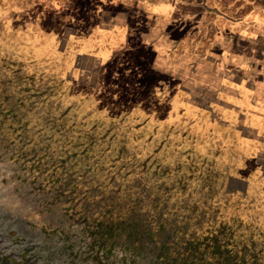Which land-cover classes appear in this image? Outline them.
<instances>
[{"label": "flooded vegetation", "instance_id": "1", "mask_svg": "<svg viewBox=\"0 0 264 264\" xmlns=\"http://www.w3.org/2000/svg\"><path fill=\"white\" fill-rule=\"evenodd\" d=\"M54 15L48 13L53 19ZM87 20L91 27L87 35L97 41L99 36L95 38L94 33L99 30L96 33L101 35L104 24L92 17ZM156 21L152 23L156 25ZM23 30L10 41L0 35L6 44L2 47H10L0 52V192H5L4 200L0 195V264H143L142 241L152 230L147 229L150 224L145 214L149 210H144V203L159 207L155 214H174L160 228L165 235L173 233L175 237V232L190 224L195 231L190 222L194 216L199 218L197 227L206 226L201 233H207V229L219 228L215 226L216 214H248L237 211L235 205L230 212H220L218 204L221 197L234 199L239 206L241 201H252L248 193L255 172L264 182V159L260 160L264 149L254 151L249 145L258 134L247 125L250 118L243 111L246 106L237 110L236 121L230 120L238 102L232 93L221 94L223 99L218 103L214 98L211 101L204 82L195 84L197 91L189 90V84L178 85L180 92L193 97L183 99L186 110L206 126L204 115L211 116L214 106L221 109L219 118L227 122L226 128L232 133L216 141L223 145L216 153L234 160L215 164L214 169L202 163H177L178 154L172 145L153 152L151 144L140 141L141 133L149 131L144 129L147 123L137 134H131L132 129L119 130L105 113L104 105L109 103L104 100L106 103L100 104L103 91L98 83L99 70L93 73L87 72L88 68L80 71L77 64L71 67L67 54L68 46L73 47L71 40L50 38L48 31L39 34ZM144 38L140 34L137 42L145 49ZM93 53V65L99 62L100 67L104 64L109 68L121 51ZM145 53H137L133 64L121 59L117 73L130 70L139 75L146 65ZM153 66L160 74L161 70ZM196 73L205 79L200 76L204 72ZM107 95L105 99L111 93ZM202 130L200 135V131L196 135L193 132L192 138L204 141L207 131ZM236 139L245 141L244 146ZM105 155L124 163L107 166L102 162ZM250 158L257 161L253 168L248 164ZM136 159L139 162H132ZM118 166L121 177L111 176ZM117 181L124 183L119 193L115 192L118 187L114 188L119 186ZM109 182L113 186L105 188ZM220 190L221 197L217 195ZM181 214L187 218L179 217ZM133 233L140 235L138 246L130 242Z\"/></svg>", "mask_w": 264, "mask_h": 264}, {"label": "rangeland", "instance_id": "2", "mask_svg": "<svg viewBox=\"0 0 264 264\" xmlns=\"http://www.w3.org/2000/svg\"><path fill=\"white\" fill-rule=\"evenodd\" d=\"M151 1L154 2L157 1L161 3L167 2L168 5L170 3V0H151ZM41 2L42 0L41 1L40 0H0L1 37L4 36L8 41L13 40V38L11 39V37H13L16 33H18V30L24 31L23 29L25 28H28L29 31H34L35 33L39 32V34H44L45 32H47L48 29L50 28V26H48L49 22L41 21L37 15L39 14V12H41L40 11L41 7L39 6ZM135 2L137 1L131 0L132 5L135 4ZM148 2H150V0H148ZM200 2L201 0H193V4H192L193 6L187 5L184 7L185 9H187L186 13L188 14V17L187 16H185L186 18L182 17V21L186 24L187 27H184L185 30L181 33L178 32V28L181 27V23H178L179 21L178 22L176 21L177 24L176 22L173 23L174 17L176 15L174 9L172 10L169 9V6L166 7L164 6L166 10L163 13L166 14L165 15V18H167L165 19L166 23L159 24V21L158 22L156 21L157 22L156 26L163 25L162 28L167 30V32L169 33V38H168L169 40H165V41L163 40L161 45L157 47V50H154V48L151 47L152 44L147 38L146 39L144 38V42H143V44L146 46L145 49L137 42L138 39L134 40L135 44H138V46L140 45L139 51L145 50L146 52L145 53L146 61L144 60L145 62L143 63V64L146 63V65L143 67L139 75L136 74L137 71H130V70L129 71L126 70L125 72L121 71L117 73L118 70L116 66L121 61V59H129L131 64H133L132 62L135 61L131 57L129 58L126 51L123 52L121 51L120 54L115 56L114 61L117 62L113 63V65H110L109 68H107V66L104 64L100 67L99 62L97 63V65H93V61H91L90 58H84V56H81L80 54L77 55L76 52L73 51V48L72 47L70 48L68 44H67L68 46L67 54H68V59L70 57L69 63L71 67L77 64L76 66L78 67L83 66L85 68H88L87 72L94 73L99 70L98 83L100 84L101 90L103 91L102 93L99 94V100L101 101L100 104L103 105L104 103H106V101L109 103V105L108 104L104 105L106 106L105 113L108 116H111L112 118L111 120L114 121L116 126L118 125L119 130L121 132L131 129H132L131 134L140 132L143 124L147 123V127H145L144 129L147 128L149 129V131L141 133L143 136L140 139V141L151 144L150 149L152 148V150H154L153 152L157 151L155 150L157 149V147H161L163 148V151H165L164 148H167L169 145H172L174 152L178 154L176 161L177 163L178 162L183 163L185 161L188 163H202L205 165H209L211 167L210 169H214L213 167H215V164L216 165H218V163L222 164L224 161L227 163L233 162L234 160L232 156H226V155H223L220 158L219 155L222 154L216 153L218 148H220V146H223V145L218 146L216 141L219 139L226 138L228 134L232 133L230 131L231 128L230 129L226 128L225 124L221 122L219 118L221 109L219 107L214 106L211 109L213 110V114H210L211 116H207L208 113L204 115V117H207L208 119L207 126L205 125V122L201 118L198 119V116L196 114L187 111L186 110L187 105H185V100L183 99L186 100L190 98L193 99V97H190L191 96L190 93L184 94L180 92L178 85L181 84L187 86L189 84L190 85V88H188L189 90L197 91L196 88L194 87L195 84H198L200 81L204 82L206 84L205 86L206 89L209 92H211L210 97H211V101H213L215 93L217 92L219 94V90H216V86L218 85V83L226 84L227 81L225 77L227 76L229 80H236V82L238 81V83L241 82L242 85L245 84L248 87H251L245 89V93H244L246 108L248 110H252V109L256 110L255 108L251 107L253 106L251 104V99H252L251 84H253V82L262 80L263 77L260 74H258V72L255 70V65L253 66L251 64V62L249 61L251 58H249V56H253V54L255 56L257 53L260 52L261 56L264 57V35L251 29L250 24L257 17V15L254 14L257 9L256 8L257 6L255 5L264 2V0H246L247 6L245 5L244 7L242 6L239 7L238 3L236 2L237 4V8L235 9L236 11H232V13L233 12L234 14L236 13L235 15H233V19L235 18L237 22L232 25L227 21H226V25H220V22H218L219 26L217 25V29L222 30L221 34L224 36V38H229V37L232 38V35L237 37L239 34H241V36L243 37L240 38L241 42L236 43L235 51L238 50L239 53L242 52V54L245 55H240L239 53L234 55V56L237 55L239 57L238 62L240 61L241 64L238 66L235 65L236 71L232 70V72L225 70L226 69L225 67L231 70V67H234V64L226 63L225 64L226 66L223 68L222 63L224 60H221L219 58V60L213 62L212 60L213 58L212 59L209 58V56H214V54H216L217 52L215 51L216 47L218 46L220 47V45L216 43L217 41L210 40L207 43L200 42L201 30L198 32L197 29L198 25L195 24L196 21L194 20L197 19L196 17H198V15H201L203 13L202 8L197 5V3ZM211 2H213L214 4L215 0H211ZM221 9L225 13L228 12L227 14L229 15L231 14V11L229 12L227 8L226 9L221 8ZM130 10L133 13H139L136 12V9L134 7H131ZM183 13L185 15V10ZM46 14L48 15V13ZM214 16L216 17V15ZM251 16H253L252 17L253 19L251 18ZM144 18L147 19L149 17L144 15ZM258 20L259 22L264 23V17H261ZM202 21L203 18L200 19L201 24L204 23ZM241 22H245V24L239 25ZM151 24L153 25L152 22ZM236 24H238V26ZM64 26H66V24L62 25L60 29L62 30ZM75 27H77V25ZM139 35L140 34H138L136 37H139ZM185 37L190 38L189 40L190 44L186 48H184V45L182 44V42L185 40ZM66 38L67 36H65V39ZM3 45L5 46L6 44L0 41V52H5V48L7 49V47L5 48L2 47ZM227 47H229V45ZM9 48L7 50H9ZM197 51H202V55L201 54L198 55ZM224 51L226 52V54H228L226 56L232 58V55L227 48H225ZM195 56H199L198 58H202L203 59L202 63L197 62L198 60ZM207 58H209L210 63L208 62L206 64ZM229 58L228 59L226 58L225 60L227 62L228 61L232 62L234 60ZM219 61H220V65L218 64ZM197 63L199 64L196 65ZM153 64H155L157 68L161 70L159 71L160 74L157 75V73L154 72ZM216 65H217L216 71L218 69H219L218 72L220 71L219 73H221V71H225V72L227 71L226 72L227 75H225V73L223 74L218 73L217 76L219 75L222 76L221 77H217L216 75L214 76L215 69L213 66ZM258 66L260 68L262 67L261 65ZM134 70H136V68ZM197 70L204 72V74L202 73L200 76L204 77L205 79H201V78L199 79L197 77L198 76V73H196ZM243 76L247 77L248 79L243 78ZM251 79L252 81H250ZM173 83H176V85L174 86ZM229 84L230 86L240 87L239 85L230 82ZM173 87H175L178 90L177 93L174 92ZM186 88L187 87H184V89ZM109 92L111 93V96H109L108 99H105L108 96L107 93ZM217 96L218 98L219 96L222 97L221 94ZM104 100L106 101L104 102ZM223 111L227 113L228 110L223 109ZM134 114L137 115L135 116ZM230 114L232 115V112H230ZM236 115L237 114L234 112L233 117H231L230 120L233 122L236 121V117H235ZM108 116L105 118H108ZM192 119L193 121H191ZM201 123H202V127L200 126ZM203 127H204V132L207 131L206 139L203 141L199 138H198L199 140H197V137L192 138L191 134L194 132L193 135L194 134L196 135L197 131H200L199 133L200 135L203 132L202 130ZM232 137H230V140ZM131 140L133 143L137 141V139L134 140L131 139ZM225 141L227 142L228 139ZM237 141L241 142L242 140L236 139V142ZM228 143L229 141L225 144ZM250 143H253L252 148H255L257 143L252 141H250ZM97 152L100 151L98 150ZM77 154H79V152ZM116 155L117 153H115L114 155L112 154L111 157L114 158L116 157ZM262 157H260V160L264 159ZM108 158H110L109 155L107 156L105 155L102 158L103 159L102 162L103 163L106 162L107 166L114 165L115 163H117V161H118L117 164L124 163V161L119 162L118 158H116L115 160H109ZM132 162H139V161L138 159H136V160H132ZM255 163H257V161L254 160V158L248 160V164L249 165L251 164V168H253ZM118 168L119 170L117 168H114L116 170L112 171V173L114 174H112L111 176H118L119 178L121 177L120 176V174L122 173V171H120L121 167L118 166ZM210 169L208 170V173L212 174V170ZM101 173L103 172L99 170L97 174L101 175ZM253 174H255L253 179L254 184L251 185V188L249 189V193H248V197L249 198L251 197L253 199L252 201L250 202L241 201V206H239V203L236 202L234 199L228 198L227 200H225L223 197H221V195H223L221 190L217 194L219 195V197H221L218 202L219 206L221 207V209H219L220 212L221 211L230 212L232 211L231 209H233L232 207L235 205L237 211H246V213L248 214H216L217 219L215 221L216 222L215 226H218L220 228L219 231L220 233L221 231L223 232V230L226 229L225 226L231 225L232 229L235 230V234H236L234 241L239 243L238 245L241 246L242 248L246 247L252 250L256 249L258 254L261 255L264 252V182L262 181V178L260 179L259 174H257L256 172ZM117 183H119V186L118 185L114 186V188L118 187L115 188V192L119 193L120 190L124 188L123 187L124 183L122 184L121 182L118 181ZM110 184L111 183L109 182L107 185L105 184L104 187L107 188ZM110 186H113V184ZM0 195H2V200H4L5 192H0ZM77 200H79V198H77ZM144 206H145L144 210L146 211L148 209L150 213V214L149 213L145 214L146 220L150 224V227L147 226V229L151 228L153 232H155V234L151 236V241H149V245L151 246L156 245L155 247L157 246L161 247L163 243L161 241V238L165 234L163 233V229H161L160 226L165 225V223H167V220L165 219L170 218L172 215L174 216V214H155L159 207L157 206L149 207L148 203H144ZM181 215L179 217L183 219L187 218L185 214H181ZM158 216H160V218ZM198 221L199 218L196 216H194L190 220L193 228L196 227L194 229L195 231H192L190 224L189 228L187 229L182 228V230H179V232H175L177 237H174L175 235H173L172 233V236L168 238V240H171L170 243L174 244L175 241L177 240L181 241L182 239L187 240L188 235L191 234L192 232L201 234L202 229L205 225H203L202 228L197 227ZM207 232L211 234L212 231L210 232L207 229ZM159 233H161V235H159ZM204 233L206 234V232ZM146 239L147 237L143 239L142 243H144ZM134 245L135 246L139 245L138 239L134 241ZM158 247L156 248V250L159 249ZM147 250L148 247L144 249V252H146ZM140 259L143 260V257H140ZM143 262L144 263L146 262L145 258Z\"/></svg>", "mask_w": 264, "mask_h": 264}, {"label": "water", "instance_id": "3", "mask_svg": "<svg viewBox=\"0 0 264 264\" xmlns=\"http://www.w3.org/2000/svg\"><path fill=\"white\" fill-rule=\"evenodd\" d=\"M41 1V0H40ZM114 1V2H113ZM91 4L93 5L92 7L88 8V9H82L83 5L80 7V9H73L74 10V14L73 16L76 17L78 14V21H75V24L77 25V29H79V36L78 37H74L72 39H69L72 34H70L69 31L70 28L68 27H63V29L61 30L60 26H58L56 23V19H53V17L48 16L46 13H49L48 7H47V0H42L41 4L39 5L41 8V12H39L38 17L40 20L42 21H48L52 20L51 24H48V26H50V28L48 29L49 32V37H55V38H62L64 39L65 36H67L68 40H71V42L73 43V51L76 52L77 55H79L80 51L85 50H91V51H98L103 53L104 55H107L108 53H115L116 51H126L127 55L129 57H131L133 60H135L137 53H139V46L138 44H135L134 40H137V35L138 34H146L149 33L150 30L152 29V24L150 22V20L148 19H141L139 20L137 18V13H133L131 12L130 8L133 7L131 0H123L122 4H123V8H124V12L127 14V18L125 20V24L122 23V25H114L113 27L110 28H102L101 31V35L100 37L97 39V41H95V39H93L91 36H88L87 33H89V29L91 28L87 17H91V15H93L95 13V11H97L98 8L100 7H105V8H111L112 6H110L109 4H114L118 1L115 0H91ZM239 7H244L246 4V0H215V3L213 4V2H211V0H204V3L200 4L197 3V5L199 7L202 8L203 13L201 15H198V17H196L197 19H194L196 22L195 24L198 25L197 29L198 32L201 30V35H200V39L202 43H207L210 40H213L217 33H222L221 29H217V25L218 21L216 20L217 17H215L214 15L220 16V18H222L220 21V25H226V21L228 23L235 24L237 21L234 18L233 19V15L234 12L232 13V11H236L235 9L237 8V4ZM89 3L86 2V4ZM189 3V4H188ZM211 5V9L208 8L209 4ZM162 4L168 5L167 2H164ZM193 4V0H170L169 3V9H174V12L176 13L175 17H174V22H178L181 23V27L178 28V32H183L185 29L184 27H187L186 24L182 21V17L187 16L188 14L187 9H185L184 7L187 5H192ZM196 4V3H194ZM88 6V5H86ZM213 6V7H212ZM219 6V7H218ZM227 8V10L230 12L231 14H227L225 13L221 8ZM249 7V6H248ZM120 8V7H119ZM92 9V10H91ZM207 9V10H206ZM82 10L84 11L83 16H82ZM184 10H185V15H184ZM118 12L122 11L121 8L117 10ZM226 11V10H225ZM76 12V13H75ZM90 12V13H89ZM205 12V14H204ZM210 12V13H209ZM42 13V14H41ZM51 13V12H50ZM189 13V12H188ZM179 14V15H178ZM209 14V15H208ZM214 14V15H212ZM87 15V17H86ZM192 15V14H191ZM94 16V15H93ZM204 16V23H200V19ZM208 16V17H207ZM186 18V17H185ZM240 20V19H237ZM176 22V24H177ZM221 28V27H220ZM188 32V31H186ZM190 38L185 37V40L182 42V44L184 45V48L188 47L190 42H189ZM176 41V40H175ZM225 61V60H224ZM225 70L230 71L227 67ZM227 72V71H226ZM225 71H223V73H225V75H227ZM245 76V75H244ZM243 78H246L244 77ZM226 84H221L220 86L222 87H235V86H230V83L233 84H237L240 87H235V90L237 92H235L234 98L238 99L237 102V108L234 110L235 113L237 112L238 109L240 108H244V106H246V102H245V97H244V93H245V89L251 88L248 87L247 85L243 84L241 82L238 83V81L236 82V80H229V78L226 76L225 77ZM227 91H223L219 89V95L223 94ZM246 110V111H245ZM243 111L247 112V115H249V118L251 120V122L253 123V126H259V128H261L260 133L258 134V136L256 138H253L254 141L257 142L255 148H253L255 151L258 149H264V140L261 139L262 136H264V115L262 116L259 112H257L256 110H247V109H243ZM251 116V117H250ZM260 117V118H259ZM263 138V137H262ZM242 140V139H241ZM252 141V142H254ZM240 146L242 145V147L245 144V141H241ZM249 145L252 147L253 143H249Z\"/></svg>", "mask_w": 264, "mask_h": 264}, {"label": "crops", "instance_id": "4", "mask_svg": "<svg viewBox=\"0 0 264 264\" xmlns=\"http://www.w3.org/2000/svg\"><path fill=\"white\" fill-rule=\"evenodd\" d=\"M88 1H89V3L86 4V2H88ZM115 1H118V0H115ZM119 1L120 2H117V3H114V4L110 3L109 5L112 6L111 8L100 7V8L97 9V11H95V13L93 14L94 16L91 15V17L93 19H95V21L99 19L98 22L100 21L101 24H104V25L101 26V29L102 28H110V27H113L114 25H122L123 22H124L123 24H125V20L127 18V14L124 12L123 4H122L123 0H119ZM136 1L137 2H135V4H133V7L136 9V12H139V13H137V18L138 19H140V20L143 19L144 15H145V16L149 17V18H147L148 20H153L152 22L157 20V21H159V24H165L166 23V20H165V19H167V18H165L166 14H164L163 12L166 10L165 7L168 6V5L162 4L161 2H157V1L154 2V1H151V0H150V2H148V0H136ZM91 3H92L91 0H47V7L49 6L48 7L49 12L55 14L54 18L56 19V22H57L56 24L58 26L61 27L62 25L66 24L65 27H70V29L74 30V31L70 32V34H72V36L69 39H72L74 37H78L79 34H80L79 29H77V27H75L76 26L75 25V21L79 22V19L77 18L78 14H76L77 16L74 17L73 16V14H74V10L73 9H75V8L76 9H80V7L83 4L84 5H83L82 9H88V8L93 6ZM203 3H204V0H201V4H203ZM86 5H88V6H86ZM211 5L209 4L208 8L211 9ZM255 6H257L256 7L257 9H256V12L254 14L257 15V17L256 18L254 17L255 19L250 24V28L255 30L256 32L264 35V23H261L258 20L259 18L264 17V12H263V10H264V2H261L260 4L255 5ZM119 7L122 10L120 12L117 11L118 9H120ZM212 15H214V14H212ZM216 17H218L216 19L218 22L222 21L221 20L222 18H220V16L216 15ZM252 17L253 16H251V18ZM202 18H203L202 22H204L205 21L204 20V16ZM243 24H245V22H241L239 25H243ZM236 25L238 26V24H236ZM162 27H163V25H161V26L157 25L156 26L153 23L152 29L150 30V32L144 34L145 39L147 38L156 47L160 46L161 43L163 42V40L164 41L165 40H169L168 39L169 38V33L167 32V30H165ZM94 32L95 31L93 30V33ZM96 32H99V30H96ZM96 32L94 33L95 38L98 37V36L100 37V34L96 33ZM240 38H243L241 36V34H239L237 37L232 35V38L231 37L224 38V36L222 34H217L216 37L213 39V41H217L216 43L219 44L220 47L219 46L216 47V49H215V51H217L216 54H214V56H209V58H211V59L213 58L212 59L213 62H215L216 60H219V58L221 60H225L226 58L228 59L229 57L226 56L228 54H226V52L224 51V49L227 48L229 50V52L231 53V55H232V58H229V59H232V60L234 59L236 62L234 60L232 62H230V61L227 62L225 60L222 63L223 64V68L226 66L225 65L226 63H229V64L231 63V64H234V67H231L230 71H232V70L236 71V66L241 64L240 61H239L240 63L238 62V58L239 57L237 55L234 56L235 54L239 53L238 50L235 51V49H236L235 45H236L237 42H241ZM218 39H221V40H218ZM228 45H229V47H227ZM218 48H219V50H218ZM88 52H91V53H88ZM97 52L98 51H91V50L88 51V50L84 49L83 51H80L79 53H80L81 56H84V58H90V55H92V53L94 55ZM197 54L198 55H200V54L202 55V51H197ZM239 54L240 55H245V54H242V52H240ZM195 57L198 60L197 62H201L202 63V61H203L202 58H198L199 56H195ZM209 58H207L206 64L209 62ZM249 58H251L249 60L251 62V64L253 66L255 65V70L258 72V74H260L263 77L262 80L253 82V84H251L252 85V99H251L252 102H251V104L253 105L251 107L255 108L256 111L259 112L263 116L264 115V112H263L264 111V57L261 56V53L259 52L255 56H254V54H253V56H249ZM198 64L199 63H197L196 65H198ZM218 64L220 65V61L218 62ZM258 65H261L262 67L260 68ZM242 66H244V65H242ZM213 67L215 69L214 76L215 75L217 76L220 71L218 72L219 69L216 71L217 65L213 66ZM78 68L80 69V71L83 70V69H87V68H85L83 66H79ZM223 68H221V69H223ZM219 74H223V71H221V73H219ZM221 76L219 75L217 77H221ZM250 81H252V79ZM219 89L223 90V91H227L228 90L227 92L228 93H232L233 95H235V92H237L235 90V87L234 88L233 87H225L224 88V87L220 86V84L218 83V85L216 86V90H219ZM217 95H219V94L216 92L215 96H214V100L218 101V99H223L221 96H219V98H218ZM227 101H229V100L227 99ZM230 115L231 114L229 113L228 116H230ZM248 121H249L250 124H247V125L252 127V128H254L253 129L254 132L259 134L261 128H259V126H253V123L251 122L250 119H248ZM225 124H227V122H225ZM263 131H264V129H263Z\"/></svg>", "mask_w": 264, "mask_h": 264}, {"label": "trees", "instance_id": "5", "mask_svg": "<svg viewBox=\"0 0 264 264\" xmlns=\"http://www.w3.org/2000/svg\"><path fill=\"white\" fill-rule=\"evenodd\" d=\"M225 228L220 233V228L210 231L211 234L194 232L186 237L187 240H177L174 244L170 243L168 238L171 235L167 234L161 238L163 243L161 247L157 246V250L156 245H149L153 235L150 228L151 232L144 241V248L148 247V250L141 254L143 259H146L144 264H264V252L259 255L256 249L242 248L234 241L236 234L232 226L227 225ZM138 237L139 234H130V242H134Z\"/></svg>", "mask_w": 264, "mask_h": 264}]
</instances>
